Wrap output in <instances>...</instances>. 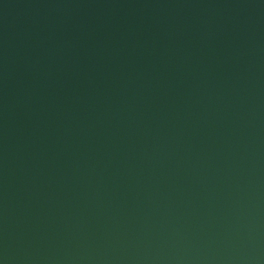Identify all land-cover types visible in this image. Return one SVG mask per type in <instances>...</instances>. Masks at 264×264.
I'll list each match as a JSON object with an SVG mask.
<instances>
[{"label": "water", "instance_id": "water-1", "mask_svg": "<svg viewBox=\"0 0 264 264\" xmlns=\"http://www.w3.org/2000/svg\"><path fill=\"white\" fill-rule=\"evenodd\" d=\"M0 264H264V0H0Z\"/></svg>", "mask_w": 264, "mask_h": 264}]
</instances>
